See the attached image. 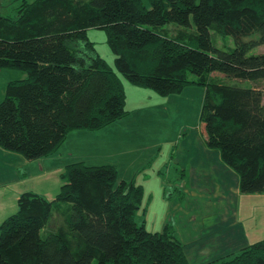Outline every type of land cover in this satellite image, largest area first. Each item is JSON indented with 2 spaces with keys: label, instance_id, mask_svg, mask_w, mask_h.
Wrapping results in <instances>:
<instances>
[{
  "label": "trees",
  "instance_id": "trees-1",
  "mask_svg": "<svg viewBox=\"0 0 264 264\" xmlns=\"http://www.w3.org/2000/svg\"><path fill=\"white\" fill-rule=\"evenodd\" d=\"M149 4L35 0L21 5L17 18L0 13V69L26 73L6 84L0 147L39 159L71 131L98 130L128 114L121 79L87 37V29L101 28L129 83L163 97L204 87L203 144L237 175L240 193H264V52L250 53L264 45V0ZM191 21L194 32L179 31ZM211 30L235 46L215 48ZM60 180L51 199L19 195L15 212L0 223V264H189L172 225L151 232L137 222L143 190L118 181L115 165L74 162ZM60 213L65 217L56 225ZM205 264H264V239Z\"/></svg>",
  "mask_w": 264,
  "mask_h": 264
},
{
  "label": "crops",
  "instance_id": "crops-1",
  "mask_svg": "<svg viewBox=\"0 0 264 264\" xmlns=\"http://www.w3.org/2000/svg\"><path fill=\"white\" fill-rule=\"evenodd\" d=\"M138 89L148 93V96L155 94L152 89ZM127 99L125 95V109ZM171 103L179 105L180 100L174 99ZM143 106L135 109L139 112H131L132 108L126 109L137 118L136 124L146 119L142 118ZM119 124L120 121H114L102 130L93 132L73 130L55 152L35 160H27L20 154L0 147V223L15 212L17 199L22 192L30 191L48 199L53 198L61 184L60 173L68 164L117 165L116 161H123L119 156L133 152L130 149L123 150L127 141H130V145H138V142L151 136V142L146 143V149L143 150V160L139 156L134 159L136 167L131 166L133 160L125 170L117 166L118 181L132 180L143 190L141 207L136 217L139 214V220L148 231L157 232L166 224L172 225L183 244L189 264H205L264 239V193H240L237 175L220 161L215 150L203 144L200 132L193 130L182 136L176 143L177 147L175 145L169 149L166 158V153L159 158L161 149L152 132H125L123 126V130L117 132L120 134L114 136L113 128ZM127 135L132 136L128 138ZM87 136L95 143L106 137L105 150L101 152L96 147L95 151L88 148L91 140H87ZM171 142L175 143V138L170 142L165 141V144ZM81 149L87 150L79 152ZM110 157L119 158L115 161ZM141 163L144 165L138 168ZM155 183L165 211L157 218L153 211L151 190ZM202 190L206 192L202 193ZM196 197L206 204H197ZM259 201L262 207L257 204Z\"/></svg>",
  "mask_w": 264,
  "mask_h": 264
},
{
  "label": "rangeland",
  "instance_id": "rangeland-1",
  "mask_svg": "<svg viewBox=\"0 0 264 264\" xmlns=\"http://www.w3.org/2000/svg\"><path fill=\"white\" fill-rule=\"evenodd\" d=\"M34 1L35 0H0V13L3 16H7V17L9 16V17L17 18L19 15V12H20V11L17 12V9H20V7L22 8L21 5L30 4ZM141 1L145 7L148 8L150 6L149 0H141ZM166 27H168V29H172L173 31L176 30L175 31L176 33H178L180 31L183 34L184 33L190 34V33L195 31V28H194L192 21H191V27H189V28H180V27H178L176 25H172V24H169ZM178 28H180L181 30L177 31ZM87 37L90 41L93 42L95 50L101 56V58H103L106 61V63L113 69V71L121 79V82H122L123 87H124L125 95H126V97L128 96V99L126 102V109L130 110L132 108L131 112H133V111L139 112L138 110H135V109L140 105H144L143 107H141V113L143 114L142 118H146V119L141 120L140 124L139 123L136 124L137 118H134L133 114L130 113V111H129L127 115L116 120V121H120V124L115 126V128H113L114 129V132H113L114 136L117 134H120L117 132L121 129L123 130V126H124L125 132L131 131V130L132 131L145 130L147 132L150 131L153 134L152 136H153L154 140H157L159 143L158 146H159V149H161L160 152L158 153L159 158H161L164 153H166L164 155V157L166 158L167 154L170 151L169 149L174 148L175 145L177 147L176 143H179L182 136L188 135L193 130L198 131V133L200 132V127L202 125L199 121V114H200L203 96H204V87H202L200 85L199 86L189 85L186 88H184V90L182 89V91L180 93L171 94V95H168L165 97L160 96L156 92L151 90L152 93H155V94H153V96L152 95L148 96V93L138 89V88H140V86H135V85L129 83L128 80L123 75H121L117 71V69L115 68V64H114L115 56L108 46L106 31L104 29L89 28V29H87ZM210 39H211L212 45L217 49H224V48H228V47L232 48L235 46V41L233 38L221 37L220 35H218L213 30L210 31ZM244 39L248 40L249 38H244ZM263 52H264V45L257 46L250 51L251 54H259V53H263ZM25 76H26V73L22 70H19V69H10V68H1L0 69V102L4 97L6 84L9 81L21 79V78H24ZM233 83H237V81H235ZM240 84H243L245 86L261 87V85H260L261 83L255 84V83H251V82H242ZM145 89H149V88H145ZM158 97H160V98H158ZM174 99H179L180 104L179 105H172L171 101ZM147 105H149V106H147ZM105 127H107V126H105ZM105 127H103V128H105ZM103 128H100L98 130H102ZM87 131H89V130H87ZM93 131H97V130H90V132H93ZM110 133H111V131H110ZM131 136L132 135H127L128 138ZM150 137L151 136H148L144 140L138 142L139 146L136 145V143L133 145H130V141H127V144L122 147L123 150L124 149H130L133 152L132 153H126V154L123 153L122 156H119V157L123 158V161H116V159H118L119 157H110L111 159L116 161V164H117V165H115L116 168L118 169L117 166H119L120 168L123 167V170H125L128 163L132 160H133V163L131 166L136 167L135 166L136 161H134V159L137 156H139L140 159L143 160V150L146 149V143L151 142ZM105 138L106 137L103 136L101 138L102 140L100 139L99 141H97L95 143L92 138H89L87 136L86 139L91 140L88 148H92L95 151V147H96L99 151L103 152L106 148V145L104 143V142H106ZM174 138L176 140L175 143L171 142V143L165 144V141L170 142ZM129 140H132V139H129ZM83 142H84V140H83ZM87 149H81L79 152H84ZM111 150H113V149H111ZM120 150H122V149H120ZM130 150H128V151H130ZM158 155L156 157H158ZM143 165L144 164L137 166V167L140 168ZM121 176H123V175H121ZM157 184H158V182H157ZM155 188H156V183H155V187H151V190H152V196H153V200H154L153 211H154L156 218H157L159 215L160 216L163 215L165 211H163L164 208L161 206V201L158 198L159 194ZM201 192L205 193L206 191L202 190ZM195 201L200 206H203L204 204H206V202L204 200H202L200 197H196ZM257 204L260 205L261 207L263 206L261 201H259ZM248 206H249V204H248ZM252 206L253 205H251L250 207H252ZM16 208H17V206H16ZM64 210H66L65 206H63L60 211H64ZM139 213H141V212H139ZM60 214L61 215H58L59 217H55L52 219V222L56 223V225L63 223L62 218H63V216L65 217V214L64 213H60ZM6 215H7V213H6ZM136 218H137V222L141 223V220H139V218H140L139 214ZM58 219H59V221H57ZM151 219L152 218H150V220ZM52 226L54 227V225H52ZM50 227L51 226L48 225L47 227H45L41 230V236L42 237H45L50 232ZM93 264H95V263L93 262Z\"/></svg>",
  "mask_w": 264,
  "mask_h": 264
}]
</instances>
